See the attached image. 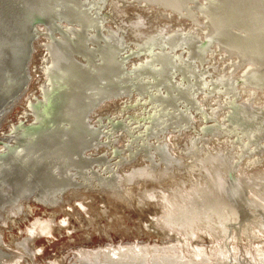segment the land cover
Segmentation results:
<instances>
[{
  "label": "bare ground",
  "instance_id": "bare-ground-1",
  "mask_svg": "<svg viewBox=\"0 0 264 264\" xmlns=\"http://www.w3.org/2000/svg\"><path fill=\"white\" fill-rule=\"evenodd\" d=\"M106 1L97 0V4L102 7L106 5ZM119 1L116 0L115 3L120 4ZM142 1L147 2L146 5L150 4L149 0ZM154 1L173 9L174 12L177 11L191 21L194 20V24L197 17L204 16V22L201 21L203 23L200 25L202 30L200 33L203 32V35L199 37L197 30L181 31L183 27L168 33L164 26L154 33H149L148 36L143 33L146 38H142L144 36L141 37L142 33L139 34L137 29L142 21L136 20L131 26L132 33L136 39L140 36V42L147 44V47L141 51L146 55V59L141 58L144 59L143 62L141 60V63L133 66V69L130 66L128 69L123 57L128 46L124 38L125 30L121 27L122 29L116 30L117 32L112 31L108 36H102L97 29L105 24L102 25L101 20L91 14V8L87 7L88 4L86 5L87 2L85 3L84 0H0L2 41L0 54L4 59V64L0 63V102L9 93H13L20 81L14 75V69L18 52L24 46L26 37L31 31V22L34 24L33 21L44 19L49 23L53 33L57 31L55 21L60 18L66 25L64 32L65 29L68 32L64 34L60 31V35L50 40L45 69L46 81L42 85L41 98L29 102L34 118L30 124L22 122L14 126L11 135L13 138H11L13 141L19 139V142L12 148L11 144L4 143L0 148V156L3 155L4 159L14 156L19 158L20 163L15 166L17 168L30 167L38 162L43 165L45 169L43 179L46 184L44 188L38 190V194L43 195L50 204L55 202L54 205L58 200L59 203L61 201L59 191L72 185L74 188L92 185L101 187L114 199L131 205L134 200L127 186L139 183L140 179L144 178L142 181H149L152 178L161 179L182 166H186L187 170L193 168L200 171L201 178L197 179V185L192 190L176 187L168 193L165 190L158 193L155 191L156 188H148L142 193H137L136 201L140 205L149 199H161L164 205L161 204L164 208L161 219L165 228L160 227L159 230L163 232L160 231L161 236L171 233L168 237L169 241L165 244L151 246L134 240L124 244L109 243L99 248L81 247L77 251L78 258L75 262L66 261L67 264H264L263 254L251 255V258H248L247 254L235 256L231 253L229 245L230 237L244 230H251L252 225L258 227L259 231L264 228V196L256 194L254 198H249L247 195L249 190L247 186L256 184L255 178H248V175L235 176L237 157L240 159L248 157V163H255L257 158L249 155V151L259 155L262 151L259 141L260 138L262 139V132L264 133V109L253 108L251 105L242 109L238 103L231 104L227 97L236 95L238 82L234 84V81L232 83L224 75L208 80L207 77L211 73L208 75L203 71H208L210 67L202 69L201 72V65L200 69L194 65L195 62L196 65L210 62L217 51L223 53V57L230 61L239 62L242 68L257 72L258 76L264 78V0H204L201 5L197 3L198 0ZM134 42L136 43L135 40ZM171 46L173 50L186 48L182 54L181 51L179 52L181 56L188 53L182 62L184 65L174 60L173 56L176 55L173 51L172 56L171 53L169 54L166 47L171 48ZM209 55L210 57L205 59ZM246 61L253 62L254 65L245 66ZM212 66L216 67L214 64ZM136 71L142 73L145 82L136 81L137 77L133 76ZM178 73L182 76V81L174 82L173 76ZM260 81V85L264 87V79ZM129 82L133 83L132 86L128 85ZM245 82L244 86L259 85L258 82L250 79H245ZM131 87L141 94V101L145 99L146 104H152L150 108L161 107V110L159 107V112L153 113L152 116L142 113L136 115L143 116L142 121L146 122L145 126H141V121H138L137 117L133 124L129 121L119 123L117 118L109 119L111 127H107L103 117L100 116L95 126L90 124L93 108L102 105L105 99L111 97L116 99L121 94H128L131 92ZM198 91L225 94V98H218L219 106L212 108L211 113L218 112L221 108H229L224 115L229 123L227 121L228 125H224L231 127L230 131H234L235 139L227 148L209 151L205 150L203 145L207 140L206 136L200 134V137L190 140L194 143L193 145L191 143V148L187 146L182 149L189 161L184 164L183 159L168 152L167 140L162 135L167 129L168 121L171 127L179 130L190 125L193 116L182 111L177 105L179 103L189 105L188 110L196 107L198 104L195 96ZM233 97L232 99H235ZM141 103L137 100L135 107ZM169 109L173 110L170 116L166 113ZM185 110L187 111V108ZM208 118L213 119L210 116ZM98 126H101L100 130ZM123 127L127 131L125 149L111 145L115 132ZM143 129L146 133L140 134ZM204 131L207 134L219 131L221 134L214 124L207 126ZM95 135L98 138L97 144L91 142ZM144 136H146L145 140ZM159 140L162 143L155 145L154 142ZM198 143L202 144L198 145ZM108 144L111 146V152L98 151L99 147ZM27 150H31L35 157L29 155L30 153L26 154ZM156 151L163 152L160 160L155 158ZM123 154H126L127 158L124 162H130L140 155L147 160V163L139 169L133 167L132 172L121 171L122 163L118 160ZM4 159L3 162L0 160V166L7 164ZM182 184L185 186V183ZM24 188L27 190L28 187L20 186L19 189ZM78 204L82 209L86 208L84 201H78ZM101 211L107 212L105 205ZM52 221L37 219L27 230L30 234L37 232L44 236L52 235L54 231ZM68 222L69 218L65 217L59 226L62 227ZM200 230L222 238L219 243L221 251L219 258L215 260L209 258L207 250L214 252V248L200 244ZM22 248L23 252L29 250L25 244ZM23 252L17 256L15 264H20L25 257L30 260L27 264H32L31 260H34V256L38 253L31 250V254L28 253L26 256ZM250 252L251 250H248L246 253ZM1 256L0 264H10L3 258L2 260ZM219 259L223 262H218L221 261ZM58 261L55 259L49 264H58Z\"/></svg>",
  "mask_w": 264,
  "mask_h": 264
},
{
  "label": "rangeland",
  "instance_id": "rangeland-1",
  "mask_svg": "<svg viewBox=\"0 0 264 264\" xmlns=\"http://www.w3.org/2000/svg\"><path fill=\"white\" fill-rule=\"evenodd\" d=\"M115 1L116 0H107L105 3L106 5H102V7H99L97 4V0L96 2L95 0H84L85 3L87 2L86 5L88 4L87 7L91 8V14L93 16L95 15L94 17L101 20L100 22H102V25L105 24L104 26L101 25V28L103 29H101L100 27L98 28L100 30L97 29V31H99L98 33H102V36H108L112 31L117 32L116 30H119L121 27L125 30L124 38L126 46H128L127 51L123 54V57H125L127 68L130 66L132 67L131 69H133V66H137L141 60V62L144 61V59L141 58L146 59V55L141 51H143L147 47V44H144L143 41H139L140 36L137 38V40L136 36L132 33L131 26L132 23L136 20L140 19L142 21L137 27V29L139 30V34L142 33L140 34L141 37L143 33L145 36H148L149 33H154L160 27L164 26L167 32L169 31L168 33L178 30V27H183L182 29H180L181 31H189V29L197 30L199 32V37L203 35V32L200 33V31H202L200 25H202L201 23L204 22V16H199L195 19L196 24L200 21L197 24V27V25L193 23L194 20L191 21V19L178 14L177 11L174 12L173 9L162 6L154 0H149L148 3L150 2V4L148 5H146L147 2L144 3V1L142 0H122V2H120V0V4L115 3ZM202 2H204V0H198L197 3L201 5L203 4ZM94 9L96 10L95 14ZM196 10L197 9L195 8L194 11ZM39 20L38 22L33 21L34 24H32L31 22V24L33 25L32 26L30 24V27H32L30 28L31 31H29L28 36L26 37L27 39L24 46H22L21 50L18 52V60L14 69V75L17 76L18 79H20L18 85H16L17 88L14 89L15 91H12L13 93H9V95L5 96L0 102V148L4 143L11 144V148L14 147V145L18 144L19 139L13 141V137L11 136L15 125H19L22 122L25 124H30L32 122L34 116L29 102L36 101V99L41 98L43 87L42 85L46 81L45 69L48 61L47 56L49 54L48 45L50 43V40L54 36H58L61 34L60 31H63L64 34L67 32L66 29L64 32V26L66 27V25L63 19H56L55 27L57 31L53 33L51 32L50 26L48 25L49 23L47 21H45L44 19ZM106 33L107 35H105ZM145 36L142 38H146ZM134 40L136 41V43L134 42ZM130 41H132V43ZM137 41L140 44H138ZM0 42H2L1 39ZM166 48L167 51H169V54L171 53V56L173 55V53L176 56H181L182 52L186 50V48H174L175 50H173L172 46L171 48ZM168 48L170 50H168ZM133 54L135 56H133ZM187 54L181 56L183 60L180 59V56H177V59L176 56H173V58L175 57L174 60L177 63L179 62L180 64L184 65V63L182 62H184ZM136 55H138V57ZM223 56V53H218L216 51V53H214V59L210 60V62H203L197 65L195 64L196 62L193 63L195 67H198V69L202 67L201 72L202 69L205 70V68L207 69L208 67H210L208 71H203L204 74L205 72L208 75L211 73L207 77L208 80H211V78L213 77L219 78L220 76L224 75V77L232 83L233 81L234 84L238 82L237 90H235L236 95L234 97L233 95H228V97L226 96L227 99L232 102L231 104L238 103L242 109L243 107H248V105H251L253 108L259 107L264 109V87L260 85V80L263 81L264 79L263 76H258L257 72L248 71L247 69L242 68L241 65L239 66V62L235 60L230 61L228 58H225ZM209 57L210 55L205 59H208ZM0 58V63L4 64V59L2 58L1 54ZM179 59L182 61L180 62ZM246 62L247 63H245V66L254 65L253 62ZM212 64H214L217 69L216 67L212 66ZM140 73L141 72L136 71L134 72L133 76L137 77V82L143 83L146 80L142 77V73ZM173 78L172 79L174 80V82L182 81V76L179 73L175 74ZM245 79L256 81L259 85L250 86L246 84L248 86H244L243 83H246ZM131 83L132 82H129L128 85H130ZM198 92L195 96L198 104L197 106H195L198 107V109H196V107H191L192 109H189V111V105H184L183 103L182 105L181 103L177 105V107H179L182 111H184L185 113L187 112L189 113V115L193 116L191 117L192 120L190 122V125H187V127H185L184 129L182 128L179 130L175 127H171L170 122L168 121L166 124L167 129L163 131L164 133L162 135L167 140L166 146L168 148V152L175 157H180V159H183L182 162L184 164L189 163V161L187 159V155L182 152V149L187 148V146L191 148L194 143L190 140H192L194 137V139L200 137V134L201 136H206L207 140L204 141L205 144L203 143V145L206 148L205 150L209 151L210 149L212 151H215L219 148H227L231 143L233 144V141L235 139L234 131H230L231 127L226 126L228 125L227 123H229V121L226 117H224V115L227 113L226 110L229 108H221L218 110V112L214 111L213 113H211L213 111L212 108L219 106L217 104L220 103L218 98H225V94H208L203 91L199 93ZM217 94L220 95V97H218ZM140 97L141 94L137 93L135 90H132L131 87V92H129L128 94H121L116 99L112 97L111 99H105L102 105L93 108L95 110H91V114L89 112L90 116L92 117L90 124H92V126H95L98 121V117L100 116L103 117V121L107 125V127H111L109 119L117 118L119 123H128L129 121L133 124L135 123V117H137L138 121H141V126H145L146 122L142 121L143 116L138 117L136 115H140V113H142L146 116H152L153 113L155 114L159 112L160 106L150 108L152 107V104H146L144 102L145 99L141 101ZM232 97L235 99H232ZM137 100L142 103L135 107ZM183 105L185 107H183ZM186 108L187 111L185 110ZM169 110L170 112L168 113ZM169 110H166V113L170 116L173 110ZM208 116L213 117V119L208 118ZM212 124H214L218 128V130L221 131V134L219 133V131H217L218 133L209 134L204 131L207 126ZM98 129L100 130L101 126H98ZM122 129L115 132V141L112 139L113 142L111 145L114 144L121 149H125L124 146H126L125 144L127 143V131L126 128L124 130V127ZM143 132L146 133V130L143 129L139 133L142 134ZM263 134L264 133L262 132V139L260 138L259 141V147L262 148V151H260V155L252 154L251 151H249L250 154L248 153L249 155H253L257 158L255 163H248V157H243L241 159L239 157L236 158L238 165L237 169L235 170V176L248 175V178L254 177L256 180V184H250L247 186V189H249L247 190V195L249 198H254L258 194L264 196ZM95 136H93L94 138L91 139V142L93 141V144H97L98 141L96 140L98 139L97 135ZM103 137L104 136H102V138ZM145 138L146 136H144L143 139L145 140ZM154 140L155 138L151 141L153 142ZM154 143L155 145H158V143L160 144L162 142L159 140V142ZM201 144L202 143H198V145ZM251 148V150L253 151V147ZM30 151L27 150L26 154L30 153L29 155L35 157L34 154ZM98 151L109 153L111 152V146L110 144H108L104 147H99ZM162 153L163 152L159 153L156 151L155 158L157 157L160 160ZM32 156H30V160H32ZM3 159L4 156L1 155V162H3ZM126 159V154H123L118 160V162L122 163L121 171L124 172L131 171L133 167H137L136 169H139L147 163V160L140 155L130 162H124ZM4 162H7V164H2L0 166V255H2L1 259L3 258L6 263L10 264H15L17 256L20 255V253L22 254V246L24 244L26 248L29 249L23 252V254H25L26 256H28V253L31 254V250L38 252L34 256V260H31L32 264H49L50 261L55 259L59 260L58 264H67L68 261L75 262V260L78 258L77 251L81 247L99 248L100 246L105 247L109 243L124 244L134 240L148 243L151 246L155 244L163 245L165 244V242L169 241L168 237L171 236L170 232L165 233L163 234V236H161L160 231L162 232V230H159L160 227L165 228V226L162 225L163 221L161 219V216L164 213V208L162 207L163 203L161 202V199L156 198L149 199L146 201V203L144 202L140 205L138 204V201H136L138 195L137 193H142L144 189L148 188H156L155 191L158 193H161V190H165L168 193L169 190H173L176 187H185L186 189L192 190V188L196 187L197 185V179L201 178V173L199 170H194L193 168H189L187 170L186 166H182L180 169L178 168L171 171L168 176L161 178L163 180H161L160 178H152L149 181H142L144 178L140 179L141 181L139 183H133V185L127 186L132 200H134L133 202L131 201V205L127 204L126 202H121L114 199L109 195L108 192L101 189V187L92 185L90 187L74 188V185H72L64 190L59 191V199L61 201L59 203L58 200V203L56 202L57 204L54 205L55 202L54 204H50V201H47L43 197V195L38 194V190L44 188L46 184L43 179L45 178V176H43V173L45 172L43 165L38 162V164L30 167L17 168L15 166L20 163V159L17 157L15 158V156L14 158L8 157L4 159ZM23 174L25 175V177H23ZM182 183H185V186H183ZM20 186H25L28 188L27 190H25V188L19 189ZM248 187H253L254 189ZM38 196L40 198H38ZM78 201H84L86 203V208L82 209L79 206ZM133 203L134 205H132ZM104 205L107 208L106 213H103L101 211V208ZM65 217L69 218V222L66 225L60 227V222ZM37 219L42 221L53 220V234L49 236H44L37 232L30 234L27 229H29V227H31ZM256 220L257 219H255V222ZM258 229V227L252 225L251 230H244L241 233H236L232 237H230L229 245L231 248V253L235 256L247 254L248 258H251V255H264V228L260 231ZM199 235L201 236V238H199L201 245H204L208 248H214V252H211L210 249L207 250V255L209 256V258L213 260L219 258L221 256L219 243L221 242L222 238L219 236L217 237L216 234L213 233L207 234L204 230H200ZM260 247L263 249H259ZM19 249H21L22 252ZM37 249H40V251H38ZM248 250H251V252L246 253L248 252ZM185 253L188 254L187 251H185ZM213 253L215 254V256ZM219 260L221 261H216L223 262L222 259ZM27 262H30V260L25 257V259H23L20 264H27Z\"/></svg>",
  "mask_w": 264,
  "mask_h": 264
}]
</instances>
